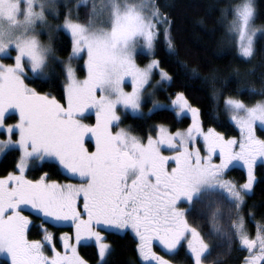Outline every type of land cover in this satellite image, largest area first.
<instances>
[{
  "label": "snow or ice",
  "instance_id": "snow-or-ice-1",
  "mask_svg": "<svg viewBox=\"0 0 264 264\" xmlns=\"http://www.w3.org/2000/svg\"><path fill=\"white\" fill-rule=\"evenodd\" d=\"M83 6L88 9L84 21L68 8L63 23L53 26L48 15L59 18L60 13L52 0H0V135L6 137L0 139V154L10 148L20 151L15 169L0 176V253L8 257L5 264H90L79 251L85 241H93L97 248L96 264H107L112 249L104 233L109 229L135 233L138 264H173L177 259L205 264L212 252L208 238L213 235L226 240L229 252L234 247L247 252L239 264H264V222H255L253 236L248 219L255 213L244 215L256 161L264 159V138L256 134L258 126L264 130V98L247 103L223 96V110L239 127V139L212 127L205 130L201 109L183 91L167 105L153 100L148 111L168 108L177 117L190 113L187 128L171 131L160 124L154 126L157 134L146 140L133 135L119 127V110L140 113L149 86L172 81L154 52L163 32L168 49L178 54L170 28H161L170 26L171 20L156 0H86ZM220 12L225 42L246 63L258 55L264 61V52L257 47L264 24H256L255 0L230 2ZM43 28L65 33L70 43L66 58L39 38ZM138 47L152 56L144 66L137 63ZM53 61L65 80L61 98L27 82L49 78L47 69ZM73 61H83L87 70L83 79ZM191 72L198 74L196 68ZM233 72L241 74L238 66ZM157 74L160 79L153 85ZM249 92L264 97V84L259 90L251 86ZM221 96L214 88L218 109ZM93 110L95 123H90L88 113ZM9 112L18 114L14 123L7 122ZM49 158L68 173L67 182L50 179L47 172L39 179L27 178L33 161ZM240 162L247 169L243 184L227 178ZM204 201L216 205L208 233L188 218ZM225 211L227 225L219 222ZM33 215L41 221L40 239L29 238ZM49 223L74 228V233L60 235L63 251L56 247Z\"/></svg>",
  "mask_w": 264,
  "mask_h": 264
},
{
  "label": "trees",
  "instance_id": "trees-1",
  "mask_svg": "<svg viewBox=\"0 0 264 264\" xmlns=\"http://www.w3.org/2000/svg\"><path fill=\"white\" fill-rule=\"evenodd\" d=\"M234 1L236 0H156L161 10L169 15L170 26L161 25V28H170V34L174 38L178 53L177 55L171 53L167 47L165 36L161 32L154 48L155 56L161 61V67L165 68L173 79L163 89L157 91L158 97L168 100L178 91L185 92L191 103L201 109L203 127L215 128L225 137H236L237 130L230 123L225 110H223V96H237L247 103H254L256 100L264 98L249 92L251 86H255L259 90L264 84V61H262V57L258 55L251 63H246L245 59L239 57L236 49L223 39L225 26L219 21L220 9L230 2L234 3ZM255 3L259 13L256 24H264V0H255ZM87 11L85 6L77 10L82 21L85 20ZM261 37L257 38V47L264 52V38ZM53 47L56 49L58 57H67L68 51H70V43L64 32H57L53 39ZM237 66L241 72L239 77L233 72V68ZM192 68L198 70L197 75L192 74ZM249 69H251V73H249ZM47 71L49 78L27 82L39 91L51 92L57 98H61L64 95L65 80L61 74L60 65L53 61ZM77 71L80 76L83 74L80 67L77 68ZM213 75L216 77L214 81ZM214 88L219 89L222 93L219 109L212 97ZM88 119L91 122L95 120L92 115L88 116ZM15 120V115H9L7 122ZM123 122L128 124L131 130L144 137L153 132L155 124L167 125L171 130L185 128L190 122V117L184 116L177 119L172 110L161 108L143 116L127 114L123 118ZM257 135L264 138V130L258 128ZM18 157L19 151L17 149H9L0 154V176H5L15 169ZM45 172L48 173L50 179L62 183L67 182L69 178L62 173L54 161L40 163L33 161L26 176L29 179H39ZM242 173L241 169L232 166L227 176L231 175L229 179L241 184L246 180ZM254 174L256 179L253 189L250 194L245 196L246 204L244 206L246 217L249 216V213H255L254 218L248 219V229L251 235L255 232V222H264V169L261 164L257 165ZM215 207L216 205L209 206L207 201L198 204L196 209L189 212V221L199 225L205 233H208L212 228L210 214ZM26 213L31 215L30 212ZM32 218L34 226L31 228L29 238L37 239L41 236L38 227L41 221L38 216L33 215ZM219 222L223 225L230 223L226 211ZM54 228L57 231L65 229L62 227ZM104 234L112 249L107 256V264H138L137 241L131 234L128 232L123 234L105 232ZM208 243L212 252L205 261L207 264H239L240 259L247 255V252H239L235 247L229 252L226 247V240L215 235L208 238ZM79 251L82 256L90 261V264H96L98 254L95 245L82 244ZM181 256H183V252ZM0 264H5V260H1ZM184 264H191V261L184 262Z\"/></svg>",
  "mask_w": 264,
  "mask_h": 264
},
{
  "label": "rangeland",
  "instance_id": "rangeland-1",
  "mask_svg": "<svg viewBox=\"0 0 264 264\" xmlns=\"http://www.w3.org/2000/svg\"><path fill=\"white\" fill-rule=\"evenodd\" d=\"M52 2H53V4L55 5V7L58 9V11H59V13H60V16H59V18H56V15H55V13H53V14H49L48 15V21H49V23L51 24V25H53V26H55L56 24H61V23H63V14L67 11V9L68 8H72V10H73V15H74V17H75V14L77 13V10L80 8V7H82L83 5H84V3L86 2V0H81V3H80V6H78L77 5V0H52ZM234 2H236V1H234ZM229 19H230V17H229ZM52 32V38H51V40H49V32ZM57 34V32L54 30V28L53 29H49V28H43L42 30H41V33H40V36H39V38L43 41V42H45V43H48V42H50L52 45H53V39H54V37H55V35ZM262 35H264V34H262V33H258L257 34V38L259 37V36H262ZM238 54V53H237ZM13 55H14V53H13ZM66 58V57H65ZM150 59H152V56L151 55H149V54H147V50L146 49H144V48H142V47H138L137 48V63L139 64V65H141V66H144L145 64H147L148 62H149V60ZM243 59H245V58H243ZM12 62H14L13 60H5V63H12ZM73 65L75 66V67H80L81 69H82V71H83V74L80 76L79 74H78V71H77V75H78V77L79 78H81V79H83V77L87 74V70H86V67L85 66H83V61H73ZM160 79V77H159V75L157 74V75H155L154 77H153V80H152V83H153V85H155V82L157 81V80H159ZM65 83V82H64ZM166 84H168V83H166ZM166 84H161V85H155V87H152V86H149V89H148V91L145 93V96H144V102L142 103V111L140 112V113H133L132 111H131V109H128V110H124L123 108H120V110H119V114L121 115V121L119 122V127L120 128H124V129H127V130H129L133 135H137V136H140V137H143V136H141V135H139L138 133H136V132H134L133 130H131V128H130V126L128 125V124H126L125 122H123V118L127 115V114H129V115H131V116H143V115H145V114H150L149 113V109L150 108H152V101L153 100H158V101H160L162 104H165V105H167L169 102H170V99L171 98H174V96L173 97H170V98H168V100H165V99H160L159 97H158V95H157V91L158 90H160V89H163L164 88V86L166 85ZM63 90H64V86H63ZM126 90H131V88H130V85L127 87V89ZM64 93V92H63ZM154 93V94H153ZM66 102V101H65ZM226 112V115H227V118H228V120L230 121V123L235 127V129L237 130V136H236V138L237 139H239L240 138V135H241V132H240V129H239V127L230 119V116H231V113L230 112H227V111H225ZM9 115H15L16 116V119H18V114H16V113H13V112H9L8 113V116ZM90 115H92V116H94V118H95V111L93 110L92 112H90V113H88V116H90ZM184 116H189L190 117V122H189V124H191V122H192V120H191V114L190 113H185V114H183V115H181V116H179V117H177L176 115H175V117L177 118V119H181L182 117H184ZM16 121V120H15ZM15 121H13V122H8V123H14ZM88 122H90V123H95V120L93 121V122H91V120L90 119H88ZM188 124V125H189ZM157 125H160V124H155L154 126H157ZM188 125H187V127H188ZM154 126H153V132L152 133H149V134H151V135H156L157 134V132H156V130L154 129ZM187 127H185V128H187ZM258 128H260L259 126L257 127V129ZM179 129H184V128H179ZM205 130H207L208 128H204ZM261 129V128H260ZM115 130V129H114ZM171 130V129H170ZM176 130V129H175ZM175 130H171V131H175ZM149 134H147V135H149ZM257 134V133H256ZM147 135L146 136H144L143 138H145V140H146V137H147ZM3 138H6V137H4L3 135H0V139H3ZM18 137H13V139H17ZM10 149H16V148H10ZM18 150V149H17ZM19 151V150H18ZM167 154V153H166ZM19 155H20V151H19ZM44 161H54V162H56L54 159H46V160H44ZM36 162L37 163H40V162H43V161H39V160H36ZM57 163V162H56ZM58 164V163H57ZM259 164H261L262 165V167H263V169H264V159H260V158H258L257 159V161H256V165H255V168H254V172H255V169H256V167H257V165H259ZM234 167H237V168H239V169H241L242 171H243V176H245V178L247 179V169H246V167H243L242 166V162H240V163H237V164H235V165H233ZM61 169V168H60ZM62 171V170H61ZM26 173H27V171H26ZM25 173V174H26ZM62 173L64 174V175H66L67 176V174L66 173H64L63 171H62ZM228 174V173H227ZM255 175V174H254ZM229 177H231V175H229ZM229 177L227 176V178L229 179ZM29 179V178H28ZM73 183H77V182H79V181H77V180H74V181H72ZM245 181H243L241 184H243ZM255 182V181H254ZM254 185V184H253ZM252 192V190L248 193V194H250ZM181 207H184V208H188L189 207V205L188 204H181L180 205ZM25 214H28V213H25ZM28 215H30V214H28ZM33 219V218H32ZM39 223H40V221L38 222V225H39ZM41 224V223H40ZM51 225V226H50ZM53 225L51 224V223H49V225H47V227H48V229H49V231L50 232H52L53 234H54V237H55V243H56V247L59 249V250H61V251H63V248H62V244L60 243V235L62 234V233H64V232H70V233H74V228H72V227H70V226H68L67 224H63V225H58V226H53ZM54 227H62V228H65V229H62V230H59V231H57ZM66 227H68V228H66ZM40 229V228H39ZM41 231V230H40ZM254 231H256V228H255V230ZM105 232H115V233H120V234H123V233H125V232H128L129 234H131L135 239H136V241H137V243H138V238L135 236V233L131 230V229H123V230H118V229H109V230H107V231H105ZM42 232H41V236L39 237V238H37V239H40L41 237H42ZM253 236L255 235V232L252 234ZM82 244H93V245H95L94 244V242L93 241H85V242H83ZM154 248H155V250L156 251H160V246L158 245V242H154ZM49 254H51L50 252H49ZM161 254H164L163 252L161 253ZM98 259H99V257H98ZM1 260H8V257H6L4 254H2V253H0V262H1ZM9 264H10V261H9ZM173 264H184V262L183 261H181V260H174L173 261ZM205 264H207L206 262H205Z\"/></svg>",
  "mask_w": 264,
  "mask_h": 264
},
{
  "label": "crops",
  "instance_id": "crops-1",
  "mask_svg": "<svg viewBox=\"0 0 264 264\" xmlns=\"http://www.w3.org/2000/svg\"><path fill=\"white\" fill-rule=\"evenodd\" d=\"M59 166V165H58ZM60 167V166H59ZM61 168V170L64 172V173H66L64 170H63V168L62 167H60ZM67 175H68V173H66ZM69 176V175H68Z\"/></svg>",
  "mask_w": 264,
  "mask_h": 264
}]
</instances>
